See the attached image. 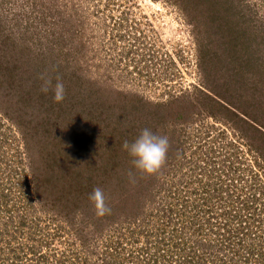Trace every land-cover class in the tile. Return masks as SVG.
<instances>
[{"label": "rangeland", "instance_id": "1", "mask_svg": "<svg viewBox=\"0 0 264 264\" xmlns=\"http://www.w3.org/2000/svg\"><path fill=\"white\" fill-rule=\"evenodd\" d=\"M144 128L170 148L133 188ZM263 230L264 0H0V264H264Z\"/></svg>", "mask_w": 264, "mask_h": 264}, {"label": "clouds", "instance_id": "2", "mask_svg": "<svg viewBox=\"0 0 264 264\" xmlns=\"http://www.w3.org/2000/svg\"><path fill=\"white\" fill-rule=\"evenodd\" d=\"M50 90L53 92V102L56 104L62 103L65 99V87L59 78L56 79L55 85H53L51 77L44 79L41 91L47 93ZM122 148L127 150L136 171L142 176L148 177L158 174L164 167L170 144L167 136L158 135L151 129L144 128L132 142L125 140ZM89 201L97 217H103L111 213V209L106 205L105 194L101 188L96 187L93 189L89 195Z\"/></svg>", "mask_w": 264, "mask_h": 264}, {"label": "built area", "instance_id": "3", "mask_svg": "<svg viewBox=\"0 0 264 264\" xmlns=\"http://www.w3.org/2000/svg\"><path fill=\"white\" fill-rule=\"evenodd\" d=\"M198 179H199V177H198ZM230 206V211H229V213H231V215L234 213V207H233V205L231 204V205H229ZM229 206H226V210H227V212H228V210H229ZM180 207V206H179ZM180 209H181V207H180ZM182 210V209H181ZM232 217V216H231ZM224 223V222H223ZM238 224H240L241 226L242 225H244V223L243 222H241V223H237V221H235L234 220V222L233 223H231V224H228L229 226H231V228L233 229V228H237L238 227ZM218 225H221V224H219L218 223ZM221 227H222V225H221ZM228 229H229V227H227V231H228ZM264 231V230H263ZM252 235V234H251ZM254 237L255 236H253V237H251V240H253L254 239ZM260 237H263L262 235L260 236ZM259 237V238H260ZM180 241V238L179 237H175V240L173 241V242H179ZM134 244H136V243H134ZM138 244H140L139 242H138ZM141 247H142V245H141ZM151 247V248H150ZM121 248H124V244H123V246L121 247ZM146 248V250H144V252H142L143 254H138V252L139 251H136L135 249H134V251H132V253L130 254L129 252H126L125 251V249H123V253H124V257H130V256H137L138 257V259H142V257L144 256V258H146V257H148V258H152L153 260H157L158 258H160V257H158L159 255H158V253H157V251H155L154 250V247H152V244L151 245H147V247H145ZM150 248V249H149ZM139 249V248H138ZM111 250V249H110ZM130 254V255H129ZM155 254H157V255H155ZM262 254H264V251L262 252V251H256V252H250V254H248L249 256H246V259H249V258H259ZM155 255V256H154ZM178 254H170V257H168V256H164V257H166V258H169V259H181V257L180 256H177ZM249 257V258H248ZM150 259H149V262H150ZM182 260V259H181ZM155 264H157V261H156V263Z\"/></svg>", "mask_w": 264, "mask_h": 264}, {"label": "trees", "instance_id": "4", "mask_svg": "<svg viewBox=\"0 0 264 264\" xmlns=\"http://www.w3.org/2000/svg\"><path fill=\"white\" fill-rule=\"evenodd\" d=\"M51 108V107H50ZM52 109V108H51ZM110 151V154L113 156V157H115L116 155H114V153H113V149H110L109 150ZM131 160V159H130ZM117 162V161H116ZM114 163L113 161H112V163H108V164H111L112 165V169L114 168V167H118L119 166V164L118 163ZM125 163H126V161H125ZM120 168V167H119ZM85 169H86V171L87 172H91V171H93V174H91V177L88 179V180H90L89 181V183H93L94 181L93 180H91V179H93V177H94V179H95V170H96V168H95V163H94V161L93 162H90L88 165H85ZM129 169L130 170H133L134 172H132V171H130V172H132V174H131V176H129L131 179L129 180V179H127V180H125V185H128V184H130V183H133V185H132V187L134 188V187H137V184H135V179H136V177L138 176V175H140V173L138 172V171H136V169L133 167V165H132V163H131V161L129 162ZM98 170V169H97ZM71 174H74V173H71ZM133 175V176H132ZM93 176V177H92ZM76 177V176H75ZM99 177H100V175H99ZM104 177V176H103ZM103 177H102V179H103ZM101 180V179H100ZM87 181V180H86ZM131 181V182H130ZM195 181H197L196 179H195ZM129 182V183H128ZM120 183V182H119ZM81 184V183H80ZM119 185V184H118ZM117 185V186H118ZM77 186H79L78 184H77ZM90 186V184H88V187ZM81 187V188H80ZM83 187H87V184L86 183H84L83 182V184H81V186H79V190L81 191V189H83ZM168 190V189H167ZM121 203V202H120ZM122 205V204H121ZM170 211V210H169ZM167 213V212H166ZM134 242H136V243H138V241L137 240H133ZM157 242H158V240H157ZM145 243H146V246L145 247H147V245H151L152 244V247H154V250L156 251L157 250V248L159 247V242L158 243H156L155 241H149L148 240V238H146V240H145ZM151 248V247H150ZM149 248V249H150ZM144 250H146V248H144ZM130 254L132 253V251H130L129 252ZM143 254L142 252H138V254ZM129 254V255H130ZM109 258H114V256L112 255V254H109ZM127 258V257H126ZM129 259L130 260H133V261H135V262H140L142 259H138V257L137 256H130L129 257Z\"/></svg>", "mask_w": 264, "mask_h": 264}]
</instances>
